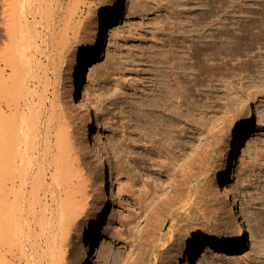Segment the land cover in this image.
<instances>
[{"label": "rangeland", "instance_id": "374dc122", "mask_svg": "<svg viewBox=\"0 0 264 264\" xmlns=\"http://www.w3.org/2000/svg\"><path fill=\"white\" fill-rule=\"evenodd\" d=\"M61 4L51 18L37 21L36 32L49 47L66 43L69 67L62 79L49 75L45 101L38 104L34 99V111L30 110L37 119L32 125L35 131L30 130L39 135L40 155L50 118L70 119L69 142L76 146L64 142L78 154L71 149L65 155L72 160L78 156L87 178L85 188L94 192L103 167L94 161V151L84 139V117L75 110L72 93L86 98L101 135L102 159L118 183L115 198L96 215L100 218L94 228L91 212L73 227L66 264H264V0H62ZM196 28L204 35L202 47L212 41L213 32L217 34L216 48L204 51L202 76L189 59ZM2 46L0 33V51ZM177 48L185 58L180 60L186 64L182 68H187L182 77L190 76L182 86L191 97L186 94L182 100L188 105L182 111L188 114L178 127L185 131L169 140L152 128V110L159 111L156 115L164 112L152 108V101L160 95L158 87L166 90L171 84L166 86L156 76L169 74L168 69L179 62L169 61ZM158 58L164 65L153 64ZM193 75L200 77L199 84L190 83ZM238 134L241 142L236 166L228 173L226 212L222 188L214 191L212 186ZM59 146L49 151L46 169H54L53 158L58 155L62 157L55 164L64 160ZM150 210L156 211L157 223L152 238L145 239L141 229ZM238 225L243 237L235 242ZM80 231L85 234L81 240ZM141 238L146 252L139 259ZM192 240L196 243L190 245Z\"/></svg>", "mask_w": 264, "mask_h": 264}, {"label": "bare ground", "instance_id": "6f19581e", "mask_svg": "<svg viewBox=\"0 0 264 264\" xmlns=\"http://www.w3.org/2000/svg\"><path fill=\"white\" fill-rule=\"evenodd\" d=\"M43 2L44 6L42 5ZM61 2L62 0H0V33L3 36V46L0 51V264H30L31 261H33V264H66L67 247L71 232L79 218L91 212L94 228L100 218L98 216L95 218L96 215H100L104 211L108 202L114 199L118 192V183L108 174L106 164L102 159L100 151L101 135L96 132L94 115L86 98L69 90L73 95V99L77 101L75 110L84 117L83 135L87 146L89 150L94 151V161L98 162L99 167H103L100 172L101 183L97 190L94 192L86 190L87 178L79 168L78 156L76 158L74 154L76 159L72 157L74 159L72 160L65 155L66 151L72 153V147L69 148V146H76V143L69 142L72 141L70 139L73 136L70 119L63 117L55 121V119L50 118L42 141V146L45 149H42L43 152L40 155L38 143L41 140H39L38 134H32L35 133L32 125L37 119L34 115L36 112H31L34 99L36 102L38 100V104L45 101L48 95L49 75L53 74L56 76L54 78L60 77L62 79L63 72L69 67L66 62L68 54L66 43L63 41L58 43L60 45L57 49L49 47V44H45L44 37L36 32L37 21L43 19V17L51 18L54 8L61 6ZM194 32L195 34H193L190 42L189 59L194 61L191 65L198 67V73L202 76L201 69L205 65L203 62L204 51L216 48L215 36L217 34L213 32L212 41L209 42L208 46L202 47L200 44L203 43V33L199 28H196ZM217 32L219 33V31ZM178 48L173 52L175 54L174 59H169V61L179 62L172 65L173 68L168 69L170 70L169 74L165 71V73L162 72L161 75L157 74L156 76H161L165 80L164 82L168 83L166 86L171 83L172 86L175 85L176 87H171L170 84L168 88L166 87V90H162L163 88L159 85L158 89L161 90H158V94L160 95L157 97L153 93L156 99L153 100L154 102L152 101V108L160 107V110H164L163 113H158L159 116L156 115L159 111L152 110V128L160 132H157L158 134L165 135L167 137L165 138H169V140L172 135L175 136V133L182 134V131H185L183 128H179L178 125L182 122L180 119L188 114L183 113L186 102L184 105L182 100L186 99V94L188 95L190 92L182 84L187 82L186 80L190 76L188 77L189 73H186V79L184 74V78L182 77V67H186V64L182 62L185 58L179 56ZM152 62L157 67L164 65V61L160 58L154 59ZM184 69L187 70V68ZM158 72L160 73V71ZM179 76L184 79L182 82H179L181 81ZM193 76L195 78L189 79L190 83L199 84L201 82L200 77ZM185 86L188 85L185 84ZM193 106L196 107L197 104H193ZM189 108L191 109V107ZM196 109L198 110L199 107H196ZM167 111L171 113L169 115L172 117L165 116ZM31 127L34 131L30 130ZM65 136L68 139H64ZM239 137L240 134L233 138L227 150L226 158L216 171V184L212 186L214 191H217L220 187L222 188L224 193L222 199H224L226 212L230 207L227 186L228 173L232 167L235 168L236 166L234 161L237 152L236 147L241 142ZM52 138H54V143ZM62 139L63 142H61ZM172 139L176 140L175 137H172ZM64 140L67 141L69 146L66 145ZM172 142V144H175L174 141ZM176 143L178 142L176 141ZM59 145L62 146L59 150L64 152V160L61 159L62 163H59L60 165L56 163V165V158L59 156L57 154L58 156L55 159L53 158L55 160L53 163L55 165L54 169L48 170L46 169V163H48L49 151L60 147ZM72 150L76 151L75 149ZM55 153L53 152V154ZM76 153L78 154L77 151ZM156 223V211L150 210L145 225L141 229V234L142 236L145 234V239L152 238V226ZM239 229L240 226L238 225L237 235L233 236L232 241H239L243 237ZM83 235L85 234L80 231L78 238L81 240ZM194 243L196 241L192 240L190 245ZM137 251L136 258L142 257L143 253L146 252L142 238ZM29 253L31 255L30 259L28 257Z\"/></svg>", "mask_w": 264, "mask_h": 264}]
</instances>
